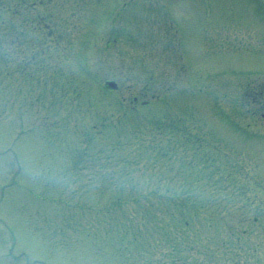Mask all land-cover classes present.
<instances>
[{"label": "rangeland", "instance_id": "1", "mask_svg": "<svg viewBox=\"0 0 264 264\" xmlns=\"http://www.w3.org/2000/svg\"><path fill=\"white\" fill-rule=\"evenodd\" d=\"M263 87L264 0H0V264L264 235Z\"/></svg>", "mask_w": 264, "mask_h": 264}, {"label": "trees", "instance_id": "2", "mask_svg": "<svg viewBox=\"0 0 264 264\" xmlns=\"http://www.w3.org/2000/svg\"><path fill=\"white\" fill-rule=\"evenodd\" d=\"M170 193H161L164 196H170ZM177 198L174 200L177 205H181L183 203V198L177 195ZM252 206H256L252 201L250 202ZM255 210H258V207H255ZM227 220V219H225ZM245 222V221H244ZM247 222L243 223L240 226L232 227L230 224L225 227L224 233L227 236H231L232 238H226L217 240L215 244L208 246L209 249L206 251L202 250L203 246L197 247L195 249V244L187 241L184 243L186 245L185 249H190L195 256H199L201 254V259L197 260L194 258H189L188 260H183V264H264V235L259 236L253 235L251 228L247 227ZM221 225L223 224L220 223ZM186 225L189 224L186 222ZM214 236L211 238L213 239ZM251 237H255L256 242L249 245L244 252H241V247L244 243H248L251 240ZM259 239V240H258ZM213 246V247H212ZM173 249H177V246L173 244ZM202 250V251H201Z\"/></svg>", "mask_w": 264, "mask_h": 264}, {"label": "water", "instance_id": "3", "mask_svg": "<svg viewBox=\"0 0 264 264\" xmlns=\"http://www.w3.org/2000/svg\"><path fill=\"white\" fill-rule=\"evenodd\" d=\"M110 85L113 86V87L116 86L114 82H110Z\"/></svg>", "mask_w": 264, "mask_h": 264}, {"label": "flooded vegetation", "instance_id": "4", "mask_svg": "<svg viewBox=\"0 0 264 264\" xmlns=\"http://www.w3.org/2000/svg\"><path fill=\"white\" fill-rule=\"evenodd\" d=\"M261 91L264 92V87H263V90L261 89V90L259 91V93H260Z\"/></svg>", "mask_w": 264, "mask_h": 264}]
</instances>
